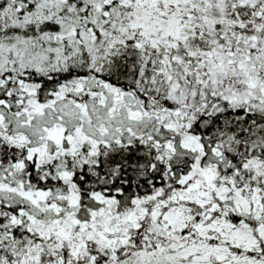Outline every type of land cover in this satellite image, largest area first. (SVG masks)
<instances>
[{
	"label": "snow or ice",
	"instance_id": "1",
	"mask_svg": "<svg viewBox=\"0 0 264 264\" xmlns=\"http://www.w3.org/2000/svg\"><path fill=\"white\" fill-rule=\"evenodd\" d=\"M0 264H264V0H0Z\"/></svg>",
	"mask_w": 264,
	"mask_h": 264
}]
</instances>
